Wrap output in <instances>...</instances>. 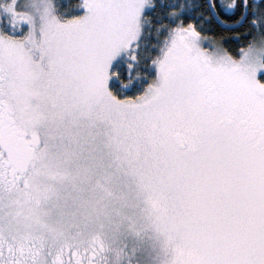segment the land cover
Returning <instances> with one entry per match:
<instances>
[{"label":"snow or ice","instance_id":"obj_1","mask_svg":"<svg viewBox=\"0 0 264 264\" xmlns=\"http://www.w3.org/2000/svg\"><path fill=\"white\" fill-rule=\"evenodd\" d=\"M0 264H264V0H0Z\"/></svg>","mask_w":264,"mask_h":264},{"label":"trees","instance_id":"obj_2","mask_svg":"<svg viewBox=\"0 0 264 264\" xmlns=\"http://www.w3.org/2000/svg\"><path fill=\"white\" fill-rule=\"evenodd\" d=\"M233 46H235V45H233Z\"/></svg>","mask_w":264,"mask_h":264}]
</instances>
